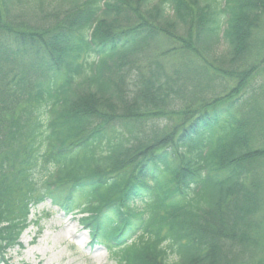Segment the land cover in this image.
Masks as SVG:
<instances>
[{"label": "trees", "instance_id": "16d2710c", "mask_svg": "<svg viewBox=\"0 0 264 264\" xmlns=\"http://www.w3.org/2000/svg\"><path fill=\"white\" fill-rule=\"evenodd\" d=\"M258 67L264 0H0V261L49 199L116 264H264Z\"/></svg>", "mask_w": 264, "mask_h": 264}, {"label": "rangeland", "instance_id": "374dc122", "mask_svg": "<svg viewBox=\"0 0 264 264\" xmlns=\"http://www.w3.org/2000/svg\"><path fill=\"white\" fill-rule=\"evenodd\" d=\"M167 47L169 44L163 45ZM255 71L259 73L254 86H262L258 100L264 110V70L258 67ZM82 216L77 211L66 214L48 199L34 206L29 216L30 224L20 235L21 245L6 250L7 263L116 264L108 246L102 240L93 241L89 229L79 222ZM0 264L4 263L0 261Z\"/></svg>", "mask_w": 264, "mask_h": 264}]
</instances>
